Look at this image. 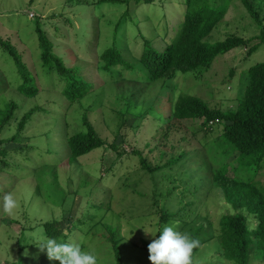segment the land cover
Here are the masks:
<instances>
[{"label":"rangeland","instance_id":"rangeland-1","mask_svg":"<svg viewBox=\"0 0 264 264\" xmlns=\"http://www.w3.org/2000/svg\"><path fill=\"white\" fill-rule=\"evenodd\" d=\"M125 10L129 12L128 18L121 17ZM183 13L182 0H155L150 4L131 0L126 5L96 4V0L79 3L76 0H0V38L9 39L22 54L27 68L36 77L38 88L34 96L19 93L21 78L0 48V109L13 98L19 105L17 116L34 106L46 110L35 112L33 121L19 134L17 143L4 144L9 155L5 159L7 164H0L3 169L0 170V199L11 193L17 200V207L11 214L0 209V264H5L2 260L8 264H38V257L46 253L34 244L48 238L42 224L53 218H62L65 223L74 219V227L65 243L77 244L82 250L95 254L98 264H115L114 250L106 239V226L114 230L118 239L122 264H151L146 245L155 237L145 230L156 231L172 224L201 242L192 264H235L221 256V247L215 237L218 221L225 213L240 211L246 217L247 229L252 231L254 220L245 208L225 201L211 177L222 163L230 176H249L253 170L244 172L237 163L235 153L222 140L220 124L204 133L203 128L200 129V119L185 120L178 133H172L165 142L170 141L162 148L155 147L151 140L157 131L155 123L146 120V116L157 113L148 107L163 85L164 92L174 95L188 92L210 108H235L243 94L246 68L264 61V46L260 45L246 59L243 58L244 49L235 48L217 55L202 73H178L166 82L160 79L146 83L144 75L131 73L119 65L104 70L100 61L101 52L112 43L121 48L125 59L129 60L140 52L141 34L151 39V43L161 42L158 36L174 33ZM263 14L264 5L260 12ZM90 15L96 19L97 31L93 33L94 45H88L85 40L83 51L73 29L79 27L81 18V24L86 22L90 38ZM35 16L53 42L54 51L65 58L68 65L83 66L81 73L94 79L93 87L78 101L69 102L60 93L62 83L55 79L48 83L41 75L42 66L32 29ZM136 25L141 34L137 33ZM256 33L258 28L253 19L239 0H232L222 19L204 39L215 42L232 34L250 38ZM124 101L128 106L121 118L118 110L125 106ZM145 110L149 111L144 113ZM85 112L100 136L109 142L115 138V143L126 153L118 156L115 151L96 148L75 160H68L65 133L86 130ZM164 115H159L163 123L166 121ZM15 126L16 119H13L0 136L9 137ZM148 141L152 142L151 151L144 148ZM170 143L192 149V153H187L193 156L190 158L188 154L177 165L150 175L139 169L137 157L130 154L132 148H138L149 163H160L174 155L166 149ZM18 147L27 150H17ZM255 177L264 180V164ZM189 200L193 203L186 206ZM156 205H164L170 211L184 206L180 214L187 217L188 223L158 224ZM117 210H122L123 216L117 214ZM89 216L93 217L89 220ZM75 218L83 223H77ZM249 252L246 264H264V251L251 245ZM50 264H59V261L50 260Z\"/></svg>","mask_w":264,"mask_h":264},{"label":"trees","instance_id":"trees-1","mask_svg":"<svg viewBox=\"0 0 264 264\" xmlns=\"http://www.w3.org/2000/svg\"><path fill=\"white\" fill-rule=\"evenodd\" d=\"M129 1L131 0H96V4L124 3L126 5ZM132 1L134 3L150 4L155 0ZM231 1L182 0L184 13L174 33L167 36L166 32L164 36H158L161 42L151 43V39L141 34L140 28L136 25V31L141 34L142 38L140 52H137L133 55L134 57L132 56L128 60L125 59L123 50L115 43H112L101 52L102 69L110 70L112 67L119 65L120 68L126 69L131 73L138 72L139 76L144 75L147 79L146 83H154L160 79L162 82L170 81L178 73L189 71H195L198 74L202 73L211 66L213 59L217 55H222L235 48H243V58H248L260 45L264 46V14L260 15L264 0H258L253 3L251 0H239L246 13L257 25L258 33L256 35L250 38H243L232 34L223 40L215 42H209L204 39L213 26L222 19ZM79 2H82V0H76V3ZM79 6L85 8L83 4ZM129 16L127 10L121 15L123 18H128ZM66 20L70 24V20ZM90 21V38L87 37L86 22L81 24V18H79V27L73 29L77 35L75 39L82 43L81 46L85 45L86 42L88 45H94L93 33L97 31L96 19H93L92 15H90ZM32 25L33 33L36 37L38 57L42 66L41 75L48 83L52 82L53 79L57 83H62L63 86L60 93L69 102L78 101L80 97L84 96L93 87V84H95L94 79L89 76L87 78V74L81 73L83 66L68 65L67 60L54 51V44L42 28L40 19L37 16L32 19ZM114 35L115 30L113 32ZM255 40L256 42H254ZM0 48L11 59L16 73L21 78V83L17 88L19 93L26 97L34 96L38 92L35 82L36 77L27 68L22 54L6 38H0ZM83 51H85L84 46ZM37 75L41 76L40 74ZM163 88L164 85L155 101L148 107V109L156 110L157 113L154 116H146V120H151L155 123L154 129L157 132L151 137L155 147L165 148L170 140L165 141L169 139V136L171 137L172 133H178L185 120L200 119V129L203 128L204 133L210 132L212 127L218 123L221 125L220 135L222 140L235 153L237 163L242 166L244 172L253 170L249 176H244V174L230 176L227 174L226 165L222 163L217 170L212 172L211 177L214 185L222 191L225 201L233 205L237 204L240 208H245L248 215H251L254 220L253 230L249 231L246 227V217L240 211L225 213L221 215L218 221L219 228L215 235L220 244L223 258L235 264H246L251 245H254L257 250L264 251V180L255 177V174L264 164V61L256 62L246 68L242 97L238 99L235 108L232 109L210 108L198 96L188 92H179L174 95L173 92H164ZM118 100L121 101V99ZM124 104L125 106L118 110L121 113V118L124 117L127 111L128 103L124 101ZM18 108V102L10 98L0 109V133L9 125L11 120L16 119L14 133L9 137L0 136L1 166L7 164L5 159L9 155L4 144L17 143L19 134L33 121L35 112L39 109L46 111L43 107L34 106L17 116ZM148 111L145 110L144 113ZM162 113H165L166 121L164 123L159 120V115H162ZM156 115L158 117H155ZM83 122L86 130L74 131L70 134L65 133L64 139L68 160H75L96 148L115 151L118 156L126 153L121 145L115 143V138L109 142L100 136L93 122L89 119L87 112L83 114ZM182 139H185V137H182ZM150 143L152 142L148 141L144 145V148L148 151H151L149 149ZM178 145L175 146L170 143L166 149L172 151L174 155L160 163H149L148 158L143 156V151L138 148H132L130 154L137 157L140 170L152 175L166 168L169 169V167L177 165L180 161H184L189 154L187 152L192 149L180 148ZM26 147H23L24 149L18 147L17 150H27ZM191 156L193 154L190 155V158ZM42 165L47 166V164ZM240 173H242L241 170ZM154 202L156 203V201ZM191 202L192 200L187 201L186 206L190 205ZM94 207L99 208V206L95 205ZM157 207L158 205H156V209ZM110 209L112 210L111 207ZM183 210L184 206L176 211H170L164 205L159 206L157 210L158 224L162 225L172 222L187 224V217L180 214ZM116 213L123 216L121 214L123 213L122 210H117ZM92 217L89 216L88 219L90 220ZM75 219L77 223H83V220ZM73 224L74 219L71 220V218L67 223L62 218H53L43 222V232L48 238L55 239L58 242H65L74 227ZM106 228L108 230L106 239L111 242L112 250H114L115 264H122L121 251L117 246L118 239L115 237V232L109 226H106ZM200 244L201 242H199ZM198 247L193 249L192 257ZM37 261L38 264H50V260L45 254L40 255ZM14 263L11 262L10 264ZM5 264L8 263L5 262Z\"/></svg>","mask_w":264,"mask_h":264},{"label":"clouds","instance_id":"clouds-1","mask_svg":"<svg viewBox=\"0 0 264 264\" xmlns=\"http://www.w3.org/2000/svg\"><path fill=\"white\" fill-rule=\"evenodd\" d=\"M16 207L17 200L11 193L0 199V209L4 213L11 214ZM145 233L155 237L147 245L151 264H192V252L198 247L199 241L188 233L177 230L175 224L165 225L156 231L145 230ZM34 245L44 251L49 260H57L59 264H98L95 254L82 250L77 244L46 238Z\"/></svg>","mask_w":264,"mask_h":264},{"label":"crops","instance_id":"crops-1","mask_svg":"<svg viewBox=\"0 0 264 264\" xmlns=\"http://www.w3.org/2000/svg\"><path fill=\"white\" fill-rule=\"evenodd\" d=\"M3 261V263H5V261L4 260H2ZM11 263V262H10Z\"/></svg>","mask_w":264,"mask_h":264},{"label":"built area","instance_id":"built-area-1","mask_svg":"<svg viewBox=\"0 0 264 264\" xmlns=\"http://www.w3.org/2000/svg\"><path fill=\"white\" fill-rule=\"evenodd\" d=\"M210 124H212V122H210Z\"/></svg>","mask_w":264,"mask_h":264}]
</instances>
